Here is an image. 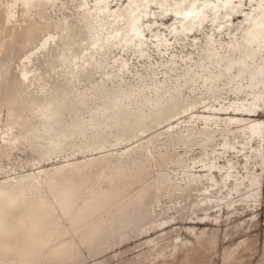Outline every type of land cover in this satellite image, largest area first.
I'll use <instances>...</instances> for the list:
<instances>
[{
  "label": "bare ground",
  "instance_id": "obj_1",
  "mask_svg": "<svg viewBox=\"0 0 264 264\" xmlns=\"http://www.w3.org/2000/svg\"><path fill=\"white\" fill-rule=\"evenodd\" d=\"M200 33L195 61L187 44ZM231 89L245 94L223 102ZM262 111L264 0H0V264H72L82 245L150 232L169 220L156 213L162 195L180 192L166 212L194 190L195 213L256 192L259 173L239 175L213 146L198 159L177 147L212 145L221 129L223 154L238 141L261 158L264 120L251 117ZM176 239L139 243L150 248L130 264H169L181 250L189 262L193 247Z\"/></svg>",
  "mask_w": 264,
  "mask_h": 264
},
{
  "label": "rangeland",
  "instance_id": "obj_2",
  "mask_svg": "<svg viewBox=\"0 0 264 264\" xmlns=\"http://www.w3.org/2000/svg\"><path fill=\"white\" fill-rule=\"evenodd\" d=\"M243 8L248 9L249 5H244ZM240 18L241 17H235L233 22H231V27H235ZM208 29L209 27L205 30ZM223 33V37L226 35L229 36V32L227 33V31H224ZM201 38H203V33L198 35V45L192 46L189 43L187 44V46L189 45V48L194 51L193 56L195 61H199V59L204 56ZM189 40L190 38L187 39V42H189ZM180 46L181 45H179L178 48L179 50L184 48V46L183 48ZM224 80L226 79L220 80L222 86L225 85ZM203 91L204 93L202 94L199 90L192 91L187 89L185 96L189 101L197 98L200 99L202 97L208 101L210 99L209 93L205 90ZM244 94V90L236 91V93H234L232 89L223 90L222 96L226 98L222 97L221 100L227 102L234 99L236 95L243 97ZM211 101L212 103H218V101ZM201 105H203V103H199L195 107L196 111L200 110L201 112L203 110ZM230 111L236 112L232 109H230ZM186 114V112H182L180 114V119H188ZM227 114H223L222 116H227ZM251 118L264 120V111L259 112V115L252 116ZM166 123L168 124V122H165L157 126V128H153L148 133H163L164 128H166L165 126H167ZM202 127L203 125L199 120L196 124V128L199 130ZM221 131L222 130L220 129V131H218L211 139L213 141L212 145L203 146V143H196L189 148L186 145L179 146L177 147V150L183 153L184 150L189 149L187 153L184 152V158L198 159L203 156L205 152L211 154L213 146L221 155L217 159L218 162L228 165L231 161L233 163L232 170L239 175L246 176L253 172L259 173L260 188L256 190V192L251 194L243 192L236 193L234 191H231L233 193L225 192L219 198L211 197L208 201V205L205 206L206 210L198 209L196 211L197 213H193L195 205L194 200H196L194 199V190L189 192L185 191V196L183 195L182 200L177 204V209H169L166 212L160 211V208L162 210L165 205H171L172 200H176V197L180 192L175 195H162L160 196L159 201L155 202L157 203L155 208L157 209L156 213L159 214L160 212L158 218L166 217L167 220L169 219L164 223L165 225L163 224L161 225L162 227H156L155 229H151L150 232L148 231L147 233H141L139 235H134V232L132 231L127 232L119 237V240L117 242L115 241L112 246H109L112 240H105L92 248H86L82 245L80 256L72 264H130L137 256L144 255V253L150 248L149 243L142 245H139V243L148 239H155L170 244L175 238H177V242L188 240V247H193V251L190 253L189 262H186L185 264H264V138L258 151L261 158L254 159L252 157L255 147H252L251 144L243 148L242 144L238 141L235 142V148H231L226 154H223L225 149L220 143H222L224 135L220 133ZM235 134L238 133L231 131L228 133L227 139L235 136ZM160 136H162L161 138L164 137L163 134ZM23 155H25V153H23ZM80 158L83 157L80 156ZM7 161L12 162V160ZM54 164L56 163L49 161L46 163L45 167H52ZM167 167L172 170L174 165L171 163ZM19 169H23L22 172L37 170L35 166L28 163H25L24 168L23 166H19ZM159 169L160 167L154 166V173ZM213 175L217 178L220 177V173L216 170L213 172ZM152 193L155 195V192ZM152 193L151 196H153ZM149 201L150 200L148 199L147 203L150 206ZM133 206L134 207L130 208L131 211L129 212H135V209L139 208L142 209L141 206L143 205L138 207L135 205ZM171 216L173 218H170ZM138 219L139 217L135 218L134 222ZM206 240H212V242L208 241L203 243ZM172 247L173 246L170 245L167 248L168 254L174 252L175 249ZM234 247V253L231 257L225 259L224 256L226 252ZM182 254L181 250L176 255L175 260L170 261L169 264H178L180 262L179 257Z\"/></svg>",
  "mask_w": 264,
  "mask_h": 264
}]
</instances>
